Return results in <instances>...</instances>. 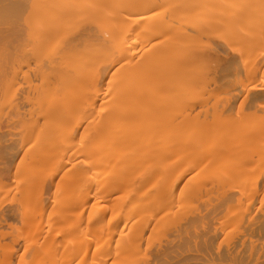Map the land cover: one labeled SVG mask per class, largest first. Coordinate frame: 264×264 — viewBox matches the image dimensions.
<instances>
[{
    "label": "bare ground",
    "instance_id": "obj_1",
    "mask_svg": "<svg viewBox=\"0 0 264 264\" xmlns=\"http://www.w3.org/2000/svg\"><path fill=\"white\" fill-rule=\"evenodd\" d=\"M0 264H264V0H0Z\"/></svg>",
    "mask_w": 264,
    "mask_h": 264
}]
</instances>
